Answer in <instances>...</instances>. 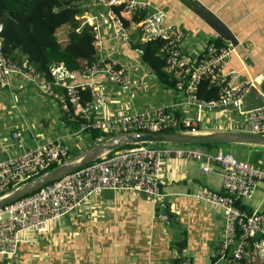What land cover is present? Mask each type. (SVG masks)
<instances>
[{
    "label": "crops",
    "instance_id": "0c3cea01",
    "mask_svg": "<svg viewBox=\"0 0 264 264\" xmlns=\"http://www.w3.org/2000/svg\"><path fill=\"white\" fill-rule=\"evenodd\" d=\"M147 1L150 10L163 12L162 27L182 29L179 48L192 57L218 38L198 15L201 10L190 9L187 0ZM199 1L231 30L237 41L223 73L235 72L240 81L246 82L263 72L264 0ZM85 5L87 9L79 18L98 27L97 60H114L129 76L126 83L117 84L107 74L86 78L72 72L69 83L81 86L92 81L103 91L105 99L98 115L110 118L180 103L181 90L157 80L131 43L126 44L112 32L104 17V7L96 0H88ZM136 29L139 31L131 23L130 38L135 36ZM61 32L63 29L57 34ZM45 81L43 76L33 82L12 75L8 87L0 90V158L18 155L26 148L60 137L71 152L80 153L90 143L89 134L74 132L59 103L43 93L41 86ZM53 88L62 92L58 86ZM263 102L264 81L255 85L243 108ZM178 108L189 117L196 115L192 107ZM246 125L243 114L227 108L202 111L198 129L239 131ZM15 130L21 132V141L11 138ZM221 150L264 169V149L247 146L245 151L233 147ZM203 165L197 159L163 158L158 178L162 196L151 197L134 190L94 194L59 221H49L44 230L21 232L16 254L4 261L8 264H184L188 260L190 264H211L222 238L224 219L219 207L194 195L201 190L223 192V172L217 164H211L203 173ZM237 207L245 212L255 208L264 212V182H257L253 193L240 198Z\"/></svg>",
    "mask_w": 264,
    "mask_h": 264
},
{
    "label": "built area",
    "instance_id": "2783aa9c",
    "mask_svg": "<svg viewBox=\"0 0 264 264\" xmlns=\"http://www.w3.org/2000/svg\"><path fill=\"white\" fill-rule=\"evenodd\" d=\"M104 7V17L112 32L126 44L130 35L121 17L111 6H121L123 12L142 14L136 26L139 41L159 38L162 44L158 52L165 59L169 73L177 77L176 87L183 94L177 104L157 105L151 108L127 112L110 118L100 117L98 112L105 95L92 81L81 86L69 83L72 72L60 63L51 70V80L43 82V93L55 99L67 116L78 124L77 134L95 129L105 135L127 131H199L202 111L236 109L246 118L247 125L239 131L264 135V102L249 108L243 103L257 83L264 81V70L249 81H240L235 72L223 73L231 45L208 44L195 58L181 51L179 42L183 38L180 27H162V11L150 10L147 0H97ZM86 22V21H85ZM87 23V22H86ZM92 26L94 46L98 44V27ZM140 55V49L134 48ZM103 73L114 78L117 84H124L129 76L126 69L111 59L83 64L79 74L86 78ZM18 75L33 82L42 75L26 60L16 62L6 56L0 42V90L7 88L9 77ZM208 76L210 83L218 88L217 99H202L196 95V87L202 76ZM58 86L61 93L54 90ZM79 87H87L90 99L81 101ZM180 105L196 110L194 117L179 112ZM75 108V115L70 110ZM11 138L21 141V132L15 130ZM69 154L63 138H57L24 149L20 154L0 158V195L35 177ZM166 157L200 160L206 173L211 164L222 169L223 192H197L194 197L219 207L222 211L223 234L211 264H264V212L255 208L245 212L237 207L240 198L250 196L257 182H264V169L238 160L228 151L220 148L214 151L189 145L162 144L148 146L137 144L115 150L67 175L49 183L37 191L8 205L0 207V264H8L6 257L16 254L20 233L26 230L42 231L49 221H59L73 211L80 203L103 191L134 190L151 197H160V162ZM61 162V161H60ZM58 164V163H57ZM163 205V204H161ZM163 219L166 215L161 216ZM184 264H190L188 260Z\"/></svg>",
    "mask_w": 264,
    "mask_h": 264
},
{
    "label": "trees",
    "instance_id": "16d2710c",
    "mask_svg": "<svg viewBox=\"0 0 264 264\" xmlns=\"http://www.w3.org/2000/svg\"><path fill=\"white\" fill-rule=\"evenodd\" d=\"M86 2L88 0H0V16L6 15L5 25L0 33L3 53L16 62L26 60L48 81L51 80L52 68L60 63L69 71L78 73L83 64L98 59L96 47L93 44L92 26L79 18L87 9ZM111 8L121 17L127 29L131 23L138 24L143 17L142 14L125 13L121 6H111ZM61 29L65 32L63 34L65 42L62 41V37H59V33L57 34V31ZM131 38V46L141 50L140 60L149 67L157 80L166 86L176 87L177 77L165 69V59L158 52L162 40L154 38L141 42L137 29L135 36ZM213 44L219 46L222 41L216 38ZM79 94L82 102L90 99L87 87H79ZM196 95L206 100L217 99L218 88L210 83L208 76L205 75L197 84ZM75 112V108L70 110L71 114L75 115ZM65 119L73 128L78 127V124L72 121L66 113ZM85 132L89 134L91 141L87 145L88 148L111 136L95 129ZM131 146L133 145H126L117 150ZM224 146L228 145L205 144L196 147L213 150L222 149ZM76 154L78 152L69 151L67 157L52 163L48 168L39 171L36 176ZM236 204L238 205L239 201Z\"/></svg>",
    "mask_w": 264,
    "mask_h": 264
},
{
    "label": "water",
    "instance_id": "95a60500",
    "mask_svg": "<svg viewBox=\"0 0 264 264\" xmlns=\"http://www.w3.org/2000/svg\"><path fill=\"white\" fill-rule=\"evenodd\" d=\"M190 9H200L198 14L202 20L216 33L217 37L223 41L224 45L235 47L237 41L231 30L223 24L214 13L209 10L199 0H187ZM6 15L0 16V33L5 25ZM173 144L198 146L205 144H245L251 146L264 147V135L252 134L236 130L217 131H127L114 134L104 140L96 142L80 153L67 158L42 174L31 178L12 190L0 195V207L8 205L24 196H27L43 186L75 171L84 165L91 163L117 149L126 145L137 144Z\"/></svg>",
    "mask_w": 264,
    "mask_h": 264
},
{
    "label": "rangeland",
    "instance_id": "374dc122",
    "mask_svg": "<svg viewBox=\"0 0 264 264\" xmlns=\"http://www.w3.org/2000/svg\"><path fill=\"white\" fill-rule=\"evenodd\" d=\"M65 33V32H63ZM62 32L59 34V37H61V35L63 34ZM66 41V40H65ZM64 41V42H65ZM91 142V141H90ZM90 144V143H89ZM88 144V145H89ZM148 146H153V145H162V144H159V143H154V144H147ZM225 145H229V144H225ZM247 146H251V145H245V144H231L229 146H224V148H228V147H233V148H237L238 150H243L245 151L246 147ZM253 148H260V149H264V147H260V146H252ZM88 148V147H87ZM86 149V148H85ZM254 155H256L254 152L252 153Z\"/></svg>",
    "mask_w": 264,
    "mask_h": 264
}]
</instances>
